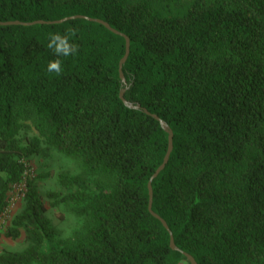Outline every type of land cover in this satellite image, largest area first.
<instances>
[{"label": "trees", "instance_id": "1", "mask_svg": "<svg viewBox=\"0 0 264 264\" xmlns=\"http://www.w3.org/2000/svg\"><path fill=\"white\" fill-rule=\"evenodd\" d=\"M75 15L129 38L124 81V36ZM61 18L0 24V210L23 181L4 235L29 241L0 264H179L182 251L198 264H264V0H0V21ZM69 28L78 52L57 76L48 35ZM152 114L172 149L151 208L178 249L148 210L168 136ZM41 143L80 168L59 174V200L79 218L66 239L23 174Z\"/></svg>", "mask_w": 264, "mask_h": 264}, {"label": "rangeland", "instance_id": "2", "mask_svg": "<svg viewBox=\"0 0 264 264\" xmlns=\"http://www.w3.org/2000/svg\"><path fill=\"white\" fill-rule=\"evenodd\" d=\"M35 131L26 128L22 134L25 144L30 142ZM24 162V177L36 181L40 194L46 205V214L51 219L60 238H68L79 225V218L73 213L70 206L59 200L61 185L59 174L67 175L80 172L78 164L71 158L57 152L54 148L43 143L37 152L26 154L21 158ZM23 181L13 184L6 195L5 203L0 210V254L15 253L25 248L29 241L24 232L16 238L4 235V230L10 225L12 218L23 208ZM62 192V193H61ZM179 264H189L181 260Z\"/></svg>", "mask_w": 264, "mask_h": 264}, {"label": "water", "instance_id": "3", "mask_svg": "<svg viewBox=\"0 0 264 264\" xmlns=\"http://www.w3.org/2000/svg\"><path fill=\"white\" fill-rule=\"evenodd\" d=\"M77 17H84V18H87L89 20H93V21H97L101 24H103L104 26H106L108 29H110L111 31L115 32V33H118V34H121L124 36L125 38V51H124V54L123 56L121 57L120 61H119V75L122 79V81H124V77H123V74H122V64L123 62L125 61L126 57H127V54H128V51H129V38L119 32L118 30L114 29L113 27H111L109 25V23H107L106 21L100 19V18H93V17H86L84 15H75ZM67 18V17H66ZM66 18H61V19H55V20H42V19H37V20H33V21H18V20H8V21H0V24H11V23H20V24H24V25H29V24H33V23H54V22H60ZM123 91L124 89H121L120 92H119V95H120V98L122 99V101L129 107H133V108H141L143 111H145L146 113H148V110L146 108H142L140 107V105L138 103H133V102H130L128 100H126L123 96ZM152 116L154 118H156L160 125L163 127V129L168 133V136H167V148H166V151L163 155V158H162V161L161 163L156 167V169L153 171V173L151 174V176L149 177L148 179V182H147V188H148V194H149V199H148V210L151 212L152 215H154L156 218H158L161 223L163 224V226L168 230L169 232V244L171 246V248L173 249H178V247L175 245L174 243V240H173V235L166 223V221L160 217L157 213H155L152 208H151V203H152V187H151V180L159 173V171L161 169H163L164 165L166 164L167 160H168V157H169V153L172 149V131L171 129L169 128V126L162 120L160 119L156 114H152ZM183 255L185 256V258L187 259V261L189 262V264H198L197 261L195 260V258L185 252V251H182Z\"/></svg>", "mask_w": 264, "mask_h": 264}, {"label": "clouds", "instance_id": "4", "mask_svg": "<svg viewBox=\"0 0 264 264\" xmlns=\"http://www.w3.org/2000/svg\"><path fill=\"white\" fill-rule=\"evenodd\" d=\"M75 29L69 28L64 34L59 32L49 33L47 47L53 52L55 59L48 62L47 70L57 76L63 72L60 57L74 56L78 52V45L71 41L70 36Z\"/></svg>", "mask_w": 264, "mask_h": 264}]
</instances>
